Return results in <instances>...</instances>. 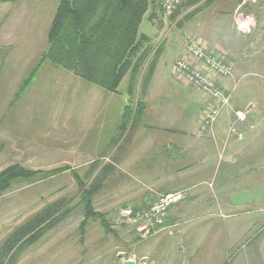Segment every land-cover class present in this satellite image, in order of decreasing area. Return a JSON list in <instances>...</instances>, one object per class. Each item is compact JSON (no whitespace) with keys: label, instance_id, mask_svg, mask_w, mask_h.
I'll use <instances>...</instances> for the list:
<instances>
[{"label":"rangeland","instance_id":"rangeland-1","mask_svg":"<svg viewBox=\"0 0 264 264\" xmlns=\"http://www.w3.org/2000/svg\"><path fill=\"white\" fill-rule=\"evenodd\" d=\"M239 1L215 0L206 5L202 0L193 6L187 2L171 18H165L160 1L154 0L140 26L147 40L143 46L152 47L151 57L159 52L160 57L170 59L184 52L191 37L206 45L224 43L231 35L230 17L226 13L242 2ZM57 7L58 0L0 4V172L20 164L49 173L34 182H17L0 196V255L8 237L43 209L60 202L71 207L63 219L22 251L16 261L7 259L4 264H83L98 256L92 252L95 248L99 252L102 247L111 246L133 249L135 238L148 240L167 231L171 226L168 215L177 206H181L178 211L182 212L183 227L207 228L211 223L203 222L205 211L209 213L215 207L221 212H236L235 217L225 220L226 226L238 231L246 229L249 220L264 210V172L262 186L230 196L234 207L224 205L226 199L221 200V205L212 198L214 206L204 209L191 199L195 190L186 188L168 192L190 191L183 200L166 208L162 224L144 217L153 202L144 205L145 197L156 196L155 202L168 193L155 195L157 191L145 188L152 182L151 176L144 174V169L136 173L154 162L152 152L138 157L136 164L140 167L123 166V150L134 132L131 128L120 131L124 107L130 98L129 78H124L117 94H110L102 89L93 90L98 86L56 67L49 60L41 64ZM239 84L241 87L245 83ZM141 87L138 81L134 99L140 96ZM102 93L104 99L99 108L92 106L94 96ZM188 115L185 112L183 117ZM204 115L198 121V128ZM194 134L198 137L197 131ZM163 136L171 139L170 133ZM64 167L75 169L87 187L99 180L101 188L93 204L101 217L85 220L80 188L71 170L50 175V171ZM248 187L251 186L245 184L238 188ZM101 219L107 221V228ZM84 221L86 226L82 229ZM255 225L264 231V222ZM176 226L173 229L182 227ZM258 227L248 230L259 231ZM256 242L249 244L252 250L257 247ZM145 263L137 260V264Z\"/></svg>","mask_w":264,"mask_h":264},{"label":"crops","instance_id":"crops-1","mask_svg":"<svg viewBox=\"0 0 264 264\" xmlns=\"http://www.w3.org/2000/svg\"><path fill=\"white\" fill-rule=\"evenodd\" d=\"M238 4L226 13L230 17L231 34L226 42L208 45L203 42L208 52L234 67L233 76L220 81V86L232 94L231 106L204 136L197 137L194 133L210 100L172 74L174 61L184 52L170 59L161 56L158 60L144 96L145 118L134 130L122 155L124 167L137 168L140 167L136 164L138 157L152 152L154 162L137 169L136 173L144 169L143 173L151 176L152 182L145 188L157 191L155 195L188 188L196 192L191 199L204 209L209 206L210 210L214 206L212 198L221 205V200L226 199L224 205L234 207L235 203L230 198L232 194L262 186L264 0H255L246 7L256 20V26L247 35L239 33L233 26V14ZM239 83L245 84L240 87ZM99 89L106 92L100 87L93 90L100 92ZM103 99L104 93L94 96L92 106H100ZM250 104H254L248 121L251 125H237L243 134V139H238L230 133V126L235 121L234 112ZM185 112L189 117H183ZM178 126L181 127L175 129ZM165 133H170L171 139H166ZM245 184L251 187L238 188ZM154 199L156 196H146L143 204L149 205ZM177 208L175 212L180 215L175 212L168 215L171 226L167 231L159 232L148 240L135 238L133 249L124 246L102 247L101 252L100 249H92L98 256L83 264H123L126 260H133L136 264L137 260H144L145 264H264V231L255 225L264 222V210L248 219L250 225L246 229L238 231L225 225V220L235 217L236 212H221L214 207L209 213L205 211L206 218L203 219L204 223L211 225L193 230L190 225L183 227L180 224L182 212L178 210L181 206ZM174 226L182 227L173 229ZM255 226L259 231L248 230ZM254 242L257 247L252 250L249 244Z\"/></svg>","mask_w":264,"mask_h":264},{"label":"trees","instance_id":"trees-1","mask_svg":"<svg viewBox=\"0 0 264 264\" xmlns=\"http://www.w3.org/2000/svg\"><path fill=\"white\" fill-rule=\"evenodd\" d=\"M21 1L28 0H0V4ZM153 1L58 0L48 35V46L42 55L41 64L49 60L56 67L72 72L83 81L110 93L117 94L124 78L128 77L130 98L124 107L120 126L122 133L128 128L134 131L143 123L146 110L144 96L160 58L159 52L151 57L152 47L143 46L144 41L147 40L140 32L144 14ZM159 1L162 9L161 0ZM199 1L202 0L190 1L187 4L193 6ZM214 1L205 0V4L209 5ZM187 4H183L178 10ZM138 81L142 86L141 93L137 99H134ZM67 170H71L80 188V202L85 220L101 217L102 215L95 211L93 204L95 195L101 188L99 180L87 187L78 172L70 167L52 170L50 175ZM42 176L45 178L49 173L30 170L20 164L9 166L0 172V196L17 182H34ZM70 208V206L65 207L61 202L50 205L15 230L3 246L0 264H4V260L7 259L16 261L22 251L63 219L70 212ZM101 220V224L107 228L109 226L107 221ZM84 226L86 221L82 223V229Z\"/></svg>","mask_w":264,"mask_h":264},{"label":"built area","instance_id":"built-area-1","mask_svg":"<svg viewBox=\"0 0 264 264\" xmlns=\"http://www.w3.org/2000/svg\"><path fill=\"white\" fill-rule=\"evenodd\" d=\"M194 0H161L165 18H171L180 6ZM255 0H242L233 14V26L241 34L247 35L256 26L255 17L246 11V7ZM172 74L197 89L210 100L207 112L202 117L197 130L198 137L204 136L213 129L222 113L231 106L232 94L220 86V81L231 78L234 74L232 64L221 57L207 51L205 44L191 37L185 44L184 54L174 61ZM253 105L234 112L235 121L230 126V133L243 139L237 125L249 121V113ZM189 191L168 193L153 202L144 217L154 220V224H162L166 208L183 200Z\"/></svg>","mask_w":264,"mask_h":264},{"label":"water","instance_id":"water-1","mask_svg":"<svg viewBox=\"0 0 264 264\" xmlns=\"http://www.w3.org/2000/svg\"><path fill=\"white\" fill-rule=\"evenodd\" d=\"M123 264H136L133 260H126Z\"/></svg>","mask_w":264,"mask_h":264}]
</instances>
